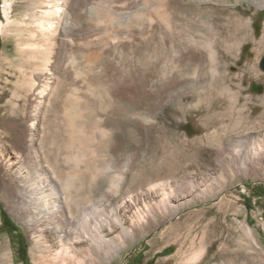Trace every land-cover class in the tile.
Instances as JSON below:
<instances>
[{"label":"rangeland","instance_id":"rangeland-1","mask_svg":"<svg viewBox=\"0 0 264 264\" xmlns=\"http://www.w3.org/2000/svg\"><path fill=\"white\" fill-rule=\"evenodd\" d=\"M61 2L44 63L14 31L29 22L30 1L0 0V212L23 235L26 262L1 219L0 255L32 264L15 171L62 181L77 155L75 190L94 179L88 198L122 223L111 222L95 264H264V9Z\"/></svg>","mask_w":264,"mask_h":264},{"label":"bare ground","instance_id":"bare-ground-1","mask_svg":"<svg viewBox=\"0 0 264 264\" xmlns=\"http://www.w3.org/2000/svg\"><path fill=\"white\" fill-rule=\"evenodd\" d=\"M28 1L32 6L30 10H33L32 15L28 16L29 22L19 20L15 24L14 31L20 40V45H22L23 37L29 38L30 42L27 45L23 43L29 58L32 59L34 56L40 55L45 63L46 45H49L47 41L55 30V24L61 18L63 4L61 0ZM245 1L264 9V0ZM91 10L92 8L89 7L88 11L91 12ZM42 66L37 71L40 73L39 77H42L46 72L44 70L46 66ZM78 114L77 107L73 106L69 116L73 137L77 136L76 119ZM28 127L30 130L35 129L33 121L28 124ZM232 150L238 155H245L248 152L247 150L241 151L236 140L233 142ZM79 162L77 155L69 158L66 163L74 172L67 173L62 177V181L55 178L51 181L53 183L43 181L37 174V170H30L32 173L27 174V169L20 168L14 173V178L17 179L16 182L21 190L18 193L19 210L25 214V222L31 226L33 231L30 232L29 241L33 252L30 254L32 264H95L98 252H103L108 247L105 239L109 235L111 222L122 226L121 221L114 215L115 211L109 209L108 203L102 204V209H104L102 212L97 210V206L88 198L89 195L86 191L96 190L97 183L94 179L90 177L85 181L83 179L84 185L80 182L83 185L81 191L86 186V190L82 193L75 190L77 183L75 175L77 173L75 172L79 169ZM11 216L15 219L12 214ZM35 251L38 254H34ZM0 259L4 264H7L5 254L0 255Z\"/></svg>","mask_w":264,"mask_h":264},{"label":"trees","instance_id":"trees-1","mask_svg":"<svg viewBox=\"0 0 264 264\" xmlns=\"http://www.w3.org/2000/svg\"><path fill=\"white\" fill-rule=\"evenodd\" d=\"M258 193L257 196H261L264 194V187L261 185L257 187ZM260 192V193H259ZM0 219H1V226L2 230L9 236L11 243L16 248V251L19 256H21V261L26 262L25 255H26V249H25V240L21 233H19L18 229L15 227V225L11 222L8 215L4 212H0ZM168 250L161 253L167 254ZM159 255V256H161ZM145 264H153V260L146 262Z\"/></svg>","mask_w":264,"mask_h":264}]
</instances>
